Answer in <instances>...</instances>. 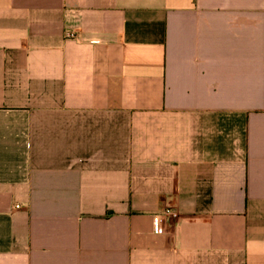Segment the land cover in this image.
<instances>
[{"label": "crops", "instance_id": "crops-1", "mask_svg": "<svg viewBox=\"0 0 264 264\" xmlns=\"http://www.w3.org/2000/svg\"><path fill=\"white\" fill-rule=\"evenodd\" d=\"M0 264H264V0H0Z\"/></svg>", "mask_w": 264, "mask_h": 264}, {"label": "built area", "instance_id": "built-area-1", "mask_svg": "<svg viewBox=\"0 0 264 264\" xmlns=\"http://www.w3.org/2000/svg\"><path fill=\"white\" fill-rule=\"evenodd\" d=\"M65 37L67 39H76L77 35L73 31H67L66 34H65ZM166 214L170 215V216H173V217H177L178 216V214L175 211H172V210H167Z\"/></svg>", "mask_w": 264, "mask_h": 264}]
</instances>
